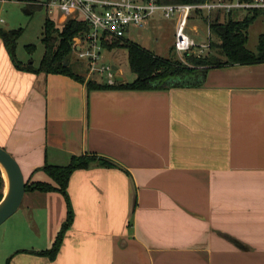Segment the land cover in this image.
<instances>
[{"label": "crops", "instance_id": "crops-1", "mask_svg": "<svg viewBox=\"0 0 264 264\" xmlns=\"http://www.w3.org/2000/svg\"><path fill=\"white\" fill-rule=\"evenodd\" d=\"M0 147L30 183L53 184L42 167L72 156L118 166L71 174L73 222L54 260L15 252L52 246L65 200L25 193L11 264H264V63L209 69L198 88L88 91L18 69L0 38Z\"/></svg>", "mask_w": 264, "mask_h": 264}, {"label": "trees", "instance_id": "trees-1", "mask_svg": "<svg viewBox=\"0 0 264 264\" xmlns=\"http://www.w3.org/2000/svg\"><path fill=\"white\" fill-rule=\"evenodd\" d=\"M252 2L254 0H246ZM159 4L168 5H192L202 4L206 0H157ZM39 3V2H38ZM36 1L29 3L30 10L41 9L44 4ZM47 16L43 22L41 44L43 54L37 67L30 58L26 63H21L15 58L17 41L22 34V29H0V38L8 51L15 66L26 72L43 75H62L76 82L86 85L88 91L92 90H169L179 88H198L204 82L207 71L213 68H222L234 65H253L264 63V34L258 38L256 52L246 48L247 30L259 18L264 15L261 10H250L238 16L231 13L223 22L219 14L213 16L209 25L210 51L203 55H186L185 63L170 58L155 56L150 51L136 43L118 41L111 37H105L101 43L103 49L111 51L125 48L127 50V62L129 70L136 76L132 83H114V85L98 84L94 80H87V67L85 63L77 60L72 65L71 45L74 38L86 39L90 33V26L81 19H68L64 24L57 25L54 18ZM51 15V14H50ZM56 15V14H55ZM57 16V15H56ZM206 16L200 12V21L206 23ZM25 49L30 53L35 47L28 45ZM173 51V47L171 49ZM213 50L215 52L213 53ZM174 52V51H173ZM92 163L102 167L118 166L104 157L96 155L72 156L66 166L48 165L42 167V171L51 179L53 184L44 182H25V193L38 191L42 193L57 192L61 194L66 203V217L61 228L49 249L42 251L22 250L16 253H26L35 256L46 257L54 260L63 242L65 232L73 222V210L67 194V185L71 174L76 170L89 168ZM4 180L0 172V200L3 196ZM12 256L6 260L9 264Z\"/></svg>", "mask_w": 264, "mask_h": 264}, {"label": "built area", "instance_id": "built-area-1", "mask_svg": "<svg viewBox=\"0 0 264 264\" xmlns=\"http://www.w3.org/2000/svg\"><path fill=\"white\" fill-rule=\"evenodd\" d=\"M44 7L50 14L58 18L81 19L90 26L86 39L74 38L71 50L77 60L85 63L87 75H103L111 72L110 67L100 64L101 43L105 37L118 41H128L131 31H143L148 28V22L156 14L164 19H170L175 14L176 27L174 33L173 51L183 58L186 55H203L210 51V21L206 24L208 35L204 42H197L186 30L191 17H200V12L212 18L219 14L223 22L231 13L245 14L250 10L264 12V0H206L202 4L192 5H162L157 0H46ZM264 17V15H262ZM195 32L196 29L193 28Z\"/></svg>", "mask_w": 264, "mask_h": 264}, {"label": "rangeland", "instance_id": "rangeland-1", "mask_svg": "<svg viewBox=\"0 0 264 264\" xmlns=\"http://www.w3.org/2000/svg\"><path fill=\"white\" fill-rule=\"evenodd\" d=\"M3 1V2H2ZM36 1L38 5L43 4L46 0H0V19L4 23H0V27L9 29H22V34L17 41L16 54L18 58H22V61H27L31 58L36 63L41 59L43 54V46L41 44V33L43 22L47 16V10L43 6L41 9L30 10L29 3ZM40 6V5H39ZM205 15V14H204ZM241 14L238 13V16ZM49 16L56 19V24L62 25L66 21L63 18H58L55 14H49ZM206 16V15H205ZM177 15L175 14L170 19H164L159 13L154 15V17L148 22V28L144 31H131L128 36V40L132 43H136L147 51H150L157 57L170 58L173 60H178L181 63H185L183 58L176 55L171 49L174 43V24ZM206 22L212 21L213 18L205 17ZM200 17H191V22L189 24L186 33L194 38L198 39L196 35L191 31V25H197V31L202 36L206 35V29L201 26ZM201 27H200V26ZM202 32V33H201ZM261 34H264V17H259L247 30V43L246 48L249 51L256 52L258 45V38ZM28 45H33L35 47L34 52L29 55L25 51V47ZM215 50H213V53ZM72 65L76 61L75 56H71ZM100 64L104 67L117 68L116 71L108 72L104 74L106 77L118 76L121 72L124 80L126 82L132 81L134 74L129 70L127 62V50L125 48L114 49L111 51L103 49L101 51ZM108 75V76H107ZM92 78L98 80L100 75H94ZM2 175V174H1ZM17 217H12L6 220L0 226V264H6V260L9 259L13 253L14 249L13 242L9 238L8 231L10 226L17 222ZM17 226V229L24 231V223L21 221ZM24 245V244H23ZM21 245L17 246L20 247ZM12 253V254H11ZM7 257V258H6ZM11 264V263H9Z\"/></svg>", "mask_w": 264, "mask_h": 264}, {"label": "water", "instance_id": "water-1", "mask_svg": "<svg viewBox=\"0 0 264 264\" xmlns=\"http://www.w3.org/2000/svg\"><path fill=\"white\" fill-rule=\"evenodd\" d=\"M115 66L111 71H116ZM116 82H121L120 76H115ZM0 172L4 180L3 196L0 200V226L13 216L20 208L25 195V180L21 169L13 157L0 147ZM133 191L130 212L135 205V186L131 181ZM6 190V192H5Z\"/></svg>", "mask_w": 264, "mask_h": 264}, {"label": "bare ground", "instance_id": "bare-ground-1", "mask_svg": "<svg viewBox=\"0 0 264 264\" xmlns=\"http://www.w3.org/2000/svg\"><path fill=\"white\" fill-rule=\"evenodd\" d=\"M5 192H6V190H5Z\"/></svg>", "mask_w": 264, "mask_h": 264}]
</instances>
